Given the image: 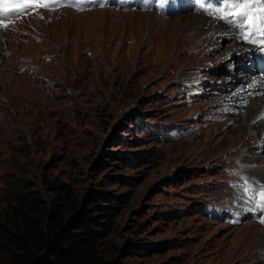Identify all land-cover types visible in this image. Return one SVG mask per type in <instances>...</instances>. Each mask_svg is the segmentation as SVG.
<instances>
[{"label":"rangeland","instance_id":"1","mask_svg":"<svg viewBox=\"0 0 264 264\" xmlns=\"http://www.w3.org/2000/svg\"><path fill=\"white\" fill-rule=\"evenodd\" d=\"M194 15L60 9L0 27V221L27 198L49 220L68 195L75 227L109 208L88 225L101 264H264L261 220L233 217L264 158L240 161L250 119L234 127L240 106L221 105L230 59L220 72L223 49L196 51Z\"/></svg>","mask_w":264,"mask_h":264},{"label":"trees","instance_id":"2","mask_svg":"<svg viewBox=\"0 0 264 264\" xmlns=\"http://www.w3.org/2000/svg\"><path fill=\"white\" fill-rule=\"evenodd\" d=\"M28 200H18L17 205L11 207L10 213L0 221V264L6 256L12 257V264L102 263L97 244L101 232L96 228L91 230L88 225L99 226L95 217L101 219V212L109 209L104 207L107 205L87 206L82 212L84 218H76L79 222L75 227L70 224L68 214L71 212L74 216L79 209L65 207L70 202V196H65V204L49 220L41 215L32 217L27 214Z\"/></svg>","mask_w":264,"mask_h":264},{"label":"bare ground","instance_id":"3","mask_svg":"<svg viewBox=\"0 0 264 264\" xmlns=\"http://www.w3.org/2000/svg\"><path fill=\"white\" fill-rule=\"evenodd\" d=\"M46 12H49V11H46ZM58 12H59V10L53 11V13H58ZM194 16H196V18H194L192 20L193 21V27H194V29L191 28L192 29V37L194 39H197V37L202 35L201 37H204V39H203V42H201L202 44H201V46H199V48L205 47L204 51H200V50L199 51L196 50V51L201 53V54H204V56H205V55L210 54L211 50L216 51L217 49L218 50L223 49L222 51L220 50L221 52L219 53V55L216 56V61L211 62L212 63L211 64L212 66L210 67L211 69L220 71L221 68L220 69L215 68L217 66V64L219 65V61H221V60L227 61V60L231 59V57L232 58L236 57V55L240 53V49L245 50L247 48V46H244L242 43H239L236 41V38H235L236 30H235V28L228 27V26L224 25L223 22H216L215 20H213L209 17L200 16V15H194ZM183 36H185V34H183ZM229 38L235 39V42L233 41L232 44L228 43L229 44L228 46H223V43L228 41ZM223 66L224 65H222V67ZM206 75H208V74H206ZM205 79L207 81H209L212 79V77L207 76L204 78V80ZM230 81L231 80H229L226 75H222V76H220V81L219 80L216 81L217 84L215 82L216 86H214L213 88H215V91H217L216 94L220 97V100H223V102H221V105H224L225 104L224 101H226L228 99V101L234 102L235 104L237 103L240 106V109H236L233 106L231 108V110L229 111L231 113L238 115V118L235 120V123L233 124L234 127H238V125L240 127V123H242V121L246 122L250 119L248 121L249 133L247 130V135H244V138H243L244 143L241 146H239L236 150H240L242 147L247 145V147H248L247 152L242 151L243 153H242V157L240 158V161L245 159L248 156V158L245 162V165L249 167V166H254L256 164V166H257V162L262 160V158H264L263 157V155H264V134H263L264 133L263 132V130H264V78H261L255 74L253 76L246 75V78H244V81L248 82V85L247 86L241 85L240 87H238V89H237L238 93L236 95L230 96V95H226L225 93L219 94L218 91H221L222 89H229V88L234 87L232 85L233 82H230ZM246 87H248L249 89L246 90ZM241 89H244L243 93L240 92ZM227 94H230V93H227ZM254 95L256 97H259V96L260 97L257 98L256 100H253V98H251V97ZM248 101H251V102H248ZM232 105H233V103H232ZM230 119L232 120V118H230ZM225 124H227V123H225ZM229 125H230V123H229ZM225 127H224V129H225ZM260 133H262V134L259 137ZM255 142H257V143H255ZM259 171L261 172V174L264 173V160H262V165L261 166L259 165ZM253 182H255V181H253ZM249 231H250V233H253V234H261V233H258L256 231H251V230H249ZM261 246H262V249L264 250V244H261Z\"/></svg>","mask_w":264,"mask_h":264},{"label":"snow or ice","instance_id":"4","mask_svg":"<svg viewBox=\"0 0 264 264\" xmlns=\"http://www.w3.org/2000/svg\"><path fill=\"white\" fill-rule=\"evenodd\" d=\"M86 2L95 0H0V27H6L5 19L13 18L9 14L20 16L28 9L37 7L55 10V7H71ZM166 2L167 0H161V6ZM216 2L219 6L213 8L208 0H198L200 7L209 15L222 20L229 27L238 29L236 39L264 49V0H216ZM105 5L106 0H101V6ZM243 190L256 208L264 210V185L254 189L245 178ZM261 223H264V219Z\"/></svg>","mask_w":264,"mask_h":264}]
</instances>
